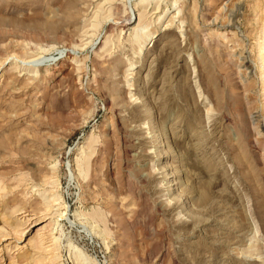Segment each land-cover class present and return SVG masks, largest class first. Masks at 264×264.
I'll return each mask as SVG.
<instances>
[{"label":"rangeland","instance_id":"rangeland-1","mask_svg":"<svg viewBox=\"0 0 264 264\" xmlns=\"http://www.w3.org/2000/svg\"><path fill=\"white\" fill-rule=\"evenodd\" d=\"M263 35L264 0H0V264H264Z\"/></svg>","mask_w":264,"mask_h":264},{"label":"bare ground","instance_id":"bare-ground-1","mask_svg":"<svg viewBox=\"0 0 264 264\" xmlns=\"http://www.w3.org/2000/svg\"><path fill=\"white\" fill-rule=\"evenodd\" d=\"M171 16H172V15H171ZM138 18H139V17H138ZM127 19H128V18H127ZM166 23H167V22H166ZM166 28H167V27H166ZM262 38H263V41H264V35H263ZM263 41H262V42H263ZM263 49H264V47H263ZM263 52H264V51H263ZM260 53H261V52H260ZM257 59L261 61V66H262V68L264 69V64H263V62H262V59H263V61H264V54L259 55V56L257 57ZM258 60H257V61H258ZM260 61H259V62H260ZM257 63H258V62H257ZM258 65H259V64H258ZM261 66H259V67H261ZM262 68H261V69H262ZM263 71H264V70H263ZM263 86H264V81H263ZM263 94H264V93H263ZM147 129H148V128H147Z\"/></svg>","mask_w":264,"mask_h":264}]
</instances>
